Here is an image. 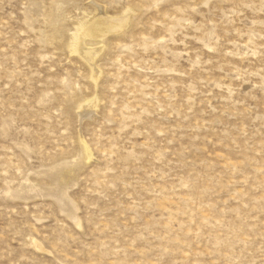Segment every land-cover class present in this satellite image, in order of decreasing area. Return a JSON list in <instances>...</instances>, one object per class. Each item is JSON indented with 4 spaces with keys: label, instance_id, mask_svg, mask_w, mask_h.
Here are the masks:
<instances>
[{
    "label": "rangeland",
    "instance_id": "374dc122",
    "mask_svg": "<svg viewBox=\"0 0 264 264\" xmlns=\"http://www.w3.org/2000/svg\"><path fill=\"white\" fill-rule=\"evenodd\" d=\"M0 264H264V0H0Z\"/></svg>",
    "mask_w": 264,
    "mask_h": 264
},
{
    "label": "bare ground",
    "instance_id": "6f19581e",
    "mask_svg": "<svg viewBox=\"0 0 264 264\" xmlns=\"http://www.w3.org/2000/svg\"><path fill=\"white\" fill-rule=\"evenodd\" d=\"M88 18L81 19L84 20L79 22L77 28H75L76 31L71 35V40L68 44L74 52L90 64L92 69H96L94 65L95 57L103 46V39L108 33L117 31L121 29V27L126 26L128 24V15L108 16L105 14H97L90 19ZM95 43H97L98 46L94 47Z\"/></svg>",
    "mask_w": 264,
    "mask_h": 264
}]
</instances>
